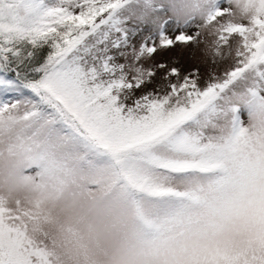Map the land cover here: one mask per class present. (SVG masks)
Returning <instances> with one entry per match:
<instances>
[{"label": "snow or ice", "instance_id": "6c2138e0", "mask_svg": "<svg viewBox=\"0 0 264 264\" xmlns=\"http://www.w3.org/2000/svg\"><path fill=\"white\" fill-rule=\"evenodd\" d=\"M123 2L0 0V264H264V0L219 77L131 105L79 66Z\"/></svg>", "mask_w": 264, "mask_h": 264}, {"label": "rangeland", "instance_id": "374dc122", "mask_svg": "<svg viewBox=\"0 0 264 264\" xmlns=\"http://www.w3.org/2000/svg\"><path fill=\"white\" fill-rule=\"evenodd\" d=\"M230 6L231 0H137L82 44L79 66L96 72L102 82L116 79L131 85L118 94V104L125 105L144 96H162L186 78L199 85L211 83L231 66L235 50L234 41H220L209 16ZM180 35L191 39L177 41ZM164 40L172 44L164 46ZM14 95L0 89V102ZM237 116L247 126L246 106L238 107ZM36 171L33 167L27 173Z\"/></svg>", "mask_w": 264, "mask_h": 264}, {"label": "clouds", "instance_id": "9594fccd", "mask_svg": "<svg viewBox=\"0 0 264 264\" xmlns=\"http://www.w3.org/2000/svg\"><path fill=\"white\" fill-rule=\"evenodd\" d=\"M247 0H241V4L238 6L236 3H232L230 7L226 8V15L223 19L216 21L217 34L220 35V29L227 24L250 27L251 21L255 15L253 6L249 5L247 10H243ZM234 50L237 45L231 46ZM247 125L246 127H248Z\"/></svg>", "mask_w": 264, "mask_h": 264}, {"label": "trees", "instance_id": "16d2710c", "mask_svg": "<svg viewBox=\"0 0 264 264\" xmlns=\"http://www.w3.org/2000/svg\"><path fill=\"white\" fill-rule=\"evenodd\" d=\"M49 1H51L53 4H51L50 2H47V0H44V3H45L46 6H55V5L58 3V0H49ZM135 1H137V0H124V2L122 3V6H121L120 8H118V9L112 14L111 18H112L113 16H115V14H117L121 9H123L124 7L128 6L129 4H131L132 2H135ZM103 15H106V13L103 14ZM98 20H99V18H97V22H98ZM110 20H111V19H110ZM110 20H109V21H110ZM109 21H108V22H109ZM108 22H107V23H108ZM107 23H106V24H107ZM106 24H104V25H106ZM104 25H103V26H104ZM99 29H100V28H99ZM99 29H98V30H99ZM98 30H97V31H98ZM97 31H96V32H97ZM96 32H95V33H96ZM95 33H93V34H95ZM93 34H92V35H93ZM87 39H88V38H87ZM87 39H86V40H87ZM86 40H85V41H86ZM85 41H84V42H85ZM84 42H83V43H84ZM46 54H47V49L44 50V55H46Z\"/></svg>", "mask_w": 264, "mask_h": 264}]
</instances>
